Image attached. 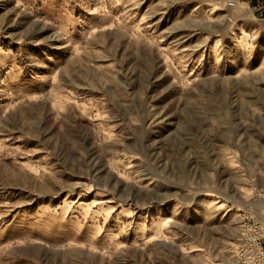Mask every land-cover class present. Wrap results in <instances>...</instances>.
I'll list each match as a JSON object with an SVG mask.
<instances>
[{"label":"rangeland","instance_id":"rangeland-1","mask_svg":"<svg viewBox=\"0 0 264 264\" xmlns=\"http://www.w3.org/2000/svg\"><path fill=\"white\" fill-rule=\"evenodd\" d=\"M227 1L0 0V264H241L264 0Z\"/></svg>","mask_w":264,"mask_h":264},{"label":"built area","instance_id":"built-area-1","mask_svg":"<svg viewBox=\"0 0 264 264\" xmlns=\"http://www.w3.org/2000/svg\"><path fill=\"white\" fill-rule=\"evenodd\" d=\"M238 0H228L227 6L234 8ZM237 256L241 264H264V223L250 222L245 226Z\"/></svg>","mask_w":264,"mask_h":264},{"label":"bare ground","instance_id":"bare-ground-1","mask_svg":"<svg viewBox=\"0 0 264 264\" xmlns=\"http://www.w3.org/2000/svg\"><path fill=\"white\" fill-rule=\"evenodd\" d=\"M236 36L234 37V39H245L246 37H248L250 35V33L244 29L240 30L238 32V34H235ZM233 37V36H232ZM261 206V205H260Z\"/></svg>","mask_w":264,"mask_h":264}]
</instances>
